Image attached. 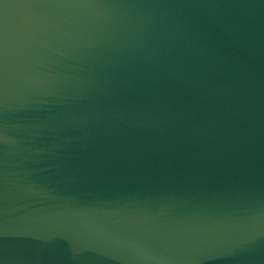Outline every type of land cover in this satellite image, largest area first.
<instances>
[{
  "label": "water",
  "instance_id": "water-1",
  "mask_svg": "<svg viewBox=\"0 0 264 264\" xmlns=\"http://www.w3.org/2000/svg\"><path fill=\"white\" fill-rule=\"evenodd\" d=\"M0 264H264V0H0Z\"/></svg>",
  "mask_w": 264,
  "mask_h": 264
}]
</instances>
